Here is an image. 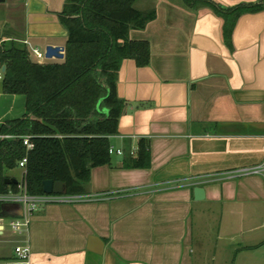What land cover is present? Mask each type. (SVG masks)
I'll return each instance as SVG.
<instances>
[{
  "label": "crops",
  "instance_id": "1",
  "mask_svg": "<svg viewBox=\"0 0 264 264\" xmlns=\"http://www.w3.org/2000/svg\"><path fill=\"white\" fill-rule=\"evenodd\" d=\"M64 2L0 0V46H64ZM152 8L155 18L130 33L148 41V64L126 58L117 73L126 106L111 163L92 169L83 193L97 198L41 205L22 234L8 226L22 205L2 202L0 264L17 243L29 244L30 264H264V176L207 179L264 159V9L241 14L228 36L206 4L151 0L142 10ZM24 111L25 97L0 81V125ZM140 139L149 166L124 167Z\"/></svg>",
  "mask_w": 264,
  "mask_h": 264
},
{
  "label": "trees",
  "instance_id": "2",
  "mask_svg": "<svg viewBox=\"0 0 264 264\" xmlns=\"http://www.w3.org/2000/svg\"><path fill=\"white\" fill-rule=\"evenodd\" d=\"M137 0H65L58 16L67 32L64 57L37 62L26 46H0V64L5 66L1 88L5 94L25 97L21 117L0 125V194L16 192L18 183L8 172L26 156L22 173L26 191L43 193V181L64 184L65 193L82 194L94 167L111 163L110 136L118 132L126 102L117 94V73L123 59L138 66L149 62L147 40L132 39V30H142L156 16L154 8L139 10ZM189 7L206 4L223 20L230 36L238 17L264 9V1L216 6L210 0H183ZM29 136L27 149L23 137ZM150 154L140 139L134 154L123 165L147 168ZM2 202L0 201V211Z\"/></svg>",
  "mask_w": 264,
  "mask_h": 264
},
{
  "label": "built area",
  "instance_id": "3",
  "mask_svg": "<svg viewBox=\"0 0 264 264\" xmlns=\"http://www.w3.org/2000/svg\"><path fill=\"white\" fill-rule=\"evenodd\" d=\"M264 1V0H263ZM35 60L37 62L43 63L47 60L44 55V50L41 51L38 48H31ZM5 66L0 64V81L4 77ZM4 135H0L3 137ZM23 144L27 149L32 147V143L29 141V136L23 137ZM136 150L132 149L131 154H134ZM114 149L109 148V153L112 154ZM118 154H122L121 149H117ZM26 163V156H24L18 164V167L24 170ZM247 175H263L264 176V159L252 165L240 166L228 169L221 173H217L214 176L208 177V180L217 181L223 179H233L240 178ZM18 190L16 192L8 191L6 193L0 194L1 202H18L22 205V216L17 219H12L9 221L8 226L10 230L17 234H22L28 231L29 223L31 220V215L36 211L41 205L45 204H69L75 202H81L90 199H96L97 196H90L86 194H67L62 193H41V194H30L26 191L25 184L21 175V179L18 180ZM107 194V193H106ZM102 194V197L105 198L108 196ZM99 199V198H98ZM14 257L6 262V264H30V254L31 248L28 243H17L13 247Z\"/></svg>",
  "mask_w": 264,
  "mask_h": 264
},
{
  "label": "water",
  "instance_id": "4",
  "mask_svg": "<svg viewBox=\"0 0 264 264\" xmlns=\"http://www.w3.org/2000/svg\"><path fill=\"white\" fill-rule=\"evenodd\" d=\"M44 55L47 59H62L64 57V46L47 44L44 47ZM5 182L10 184L11 182L17 183L16 178H6ZM65 191L64 184L61 181H54L52 179H45L43 181V192L45 193H62ZM195 199H202L204 197L205 189L203 186L196 185L193 188Z\"/></svg>",
  "mask_w": 264,
  "mask_h": 264
},
{
  "label": "rangeland",
  "instance_id": "5",
  "mask_svg": "<svg viewBox=\"0 0 264 264\" xmlns=\"http://www.w3.org/2000/svg\"><path fill=\"white\" fill-rule=\"evenodd\" d=\"M151 2V0H138L135 2L134 6L137 9H147V5ZM31 52V51H30ZM31 56L35 59L33 53L31 52ZM10 174H13V176H15V178L17 180L21 179V173H22V169L19 167L14 168L13 170L9 171Z\"/></svg>",
  "mask_w": 264,
  "mask_h": 264
}]
</instances>
